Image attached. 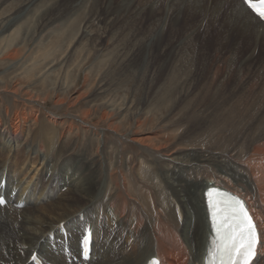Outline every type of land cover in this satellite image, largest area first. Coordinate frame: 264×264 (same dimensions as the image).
<instances>
[{"label": "bare ground", "instance_id": "bare-ground-1", "mask_svg": "<svg viewBox=\"0 0 264 264\" xmlns=\"http://www.w3.org/2000/svg\"><path fill=\"white\" fill-rule=\"evenodd\" d=\"M27 1L11 26L49 1L42 15L62 17L47 26L49 34L51 28L75 29L99 47L103 33L99 36L97 30L110 27L105 40L125 65L141 56L156 57L153 66L146 60L145 71H156L157 77L148 80L159 95L153 104L133 110L103 107L101 119L111 121L108 146L117 152L114 164L107 163V181L97 188L86 157L73 159L62 147L72 131L80 135L86 130L90 139L99 138V127L76 118L80 124L73 128L66 115L48 110L44 120L37 110H16L11 122L14 101L41 109L46 101L34 92L23 100L19 89H0L6 105L5 114L0 113V197L7 202L0 207V264H204L212 239L204 193L214 187L240 198L264 245V107L259 104L264 93L254 92L264 87L262 81L244 86L246 98L233 91L241 89L245 66L257 64L264 74V22L243 0ZM106 51L96 60H103ZM18 55L17 49L9 54ZM166 104L175 112L168 123L156 122L154 111ZM96 107L89 105V113ZM127 111L134 125L128 118L124 123L134 137L152 129L146 137L131 139L140 151L134 152L130 173L124 163L133 152L123 151L127 137L120 133ZM29 122L35 127L27 131ZM253 129L248 143L244 134L242 140L236 135ZM231 132L223 152L237 145L241 159L213 153L211 145L198 147L207 142L220 148L207 136ZM102 149V158L107 157ZM156 179L162 188L152 184ZM88 237L90 259L84 261L80 241ZM258 257V264H264V247Z\"/></svg>", "mask_w": 264, "mask_h": 264}, {"label": "rangeland", "instance_id": "rangeland-1", "mask_svg": "<svg viewBox=\"0 0 264 264\" xmlns=\"http://www.w3.org/2000/svg\"><path fill=\"white\" fill-rule=\"evenodd\" d=\"M48 2L49 1H46L45 4L44 1L38 8L41 6L44 7V5L46 6L50 3ZM27 5V0H0V89L3 87L8 89L7 91L14 90V88L19 89V95L23 100L27 98L28 91L34 92L41 95L39 97L40 100L44 98L46 102L44 103V109H41L39 106L30 107L28 103V105H23L21 100H16L13 104H10L9 117L11 122H13L16 110L20 112L37 110V113H40L39 119L44 120V118H47L45 110H48L58 116L66 115L68 125L73 128L79 127L80 124L79 120L76 118H80L84 123L87 122V125L89 123V125H96L97 128L99 127V138L95 137L93 140L90 139L91 134L86 130L80 135H77L76 131H72L71 134L69 133L66 137L67 139H64V146L62 145L63 150L68 151V154L71 155L73 159L79 155L86 157L89 164L92 165V168L95 170L94 177L97 181V188H99L107 181L106 177L109 172V170L106 169L108 167L107 163L114 164L117 152L116 149L108 146L109 142L112 141V134L106 130L109 118H103L104 120L101 119L102 113L105 111L103 107H105V105H110V107L114 106L115 108L123 106L124 108H132L133 110L135 107L140 108L143 104H153L154 100L159 95V91L149 80L153 77L152 75L157 77V74L156 71H153L148 75L147 71H145V64H147L148 61L153 66L156 57L152 56L147 58L145 56L144 58L141 56L133 62L134 64L127 62V65H129H125L126 63L122 61L121 58L113 56L114 52L111 50L112 46L109 45L110 42L106 41L112 32V29L107 26H102L97 30L99 36L103 33V37L100 41L101 45L99 47H97V44H93L88 36L82 37L80 32L75 29L69 31L67 29H65L66 31H57V29H55L53 31V28H51L52 26H50L51 32L49 34L46 29L47 26L52 22L56 23L60 15H49L46 19L42 15V7L38 9L39 13L38 10H36L37 12L29 13L27 14L28 16L25 14L17 23L11 26L14 17L19 16L22 9ZM59 19L62 20V17ZM106 35L108 36L107 39ZM104 48L107 49V56L104 57L103 60H96L98 54L103 53ZM15 49L19 51V55L11 58L9 54L15 51ZM256 65L257 64L252 66L247 65L243 68L241 80L238 85L241 89L234 88L233 90L237 96L246 98L249 90L245 87H247L248 84L252 85L257 81H262L260 84L264 87V74L261 68H258ZM259 71L261 73H259ZM226 79L229 78L226 76L225 80ZM234 79L235 77L231 76L229 80L233 81ZM230 88L233 89L229 86L228 90H230ZM151 92L154 93L152 94ZM254 92L256 95L258 93L263 94L264 89L257 86ZM259 104L262 110L264 101H261ZM89 105L97 106L96 112H90V114ZM5 106V102L0 98V113L3 115L6 112ZM38 108L41 109V111H39ZM173 112L175 111H172V106L170 105L166 104V106L160 107L158 110L154 111V116L157 117L156 122H163L162 124H166ZM37 113L35 115H38ZM128 116L129 111L123 113L121 116L123 126L120 131V133L127 137V141L122 144L123 151L125 153L133 152V154L128 155L125 160L126 173L131 172L134 152L137 153L140 151L137 146L131 142L132 138L139 137L140 135L134 137L133 133H131L130 126L124 123V121L127 122V118V120H130ZM130 123L134 125V122L131 120ZM33 127H35L33 122H29L26 130L29 131L30 129H34ZM100 129L103 130L100 131ZM151 130V128H146L143 132L144 135L141 136L146 137L147 134H151ZM255 131V129H253V131L248 130L236 135H238L241 140L247 137L246 143H248L249 136L256 133ZM231 136H233L232 132L227 135L215 134L214 137L209 135L207 136L209 139L205 136L208 140L212 139L211 143L220 142L219 145L222 147L218 148L216 145L213 146V144L207 142L198 147L207 149V147L211 145L209 148L213 149L214 147L213 153H221L224 157H229L230 153H232L235 157L234 160L241 159V148L237 145L234 146L232 143L231 145L233 146L231 148L235 149H231V152L230 149L223 152L225 151V144L223 145V142L225 143L224 138H227V141L228 137ZM207 139L204 138L203 140L206 141ZM225 146H227V144ZM106 147L109 148L106 149ZM101 149L107 151L108 158L104 156L102 158ZM152 184L159 189L162 188V186L158 184L157 179L154 180ZM112 190L113 189H110V193ZM101 209L100 205L98 210ZM76 261V258L73 259L74 263Z\"/></svg>", "mask_w": 264, "mask_h": 264}, {"label": "snow or ice", "instance_id": "snow-or-ice-1", "mask_svg": "<svg viewBox=\"0 0 264 264\" xmlns=\"http://www.w3.org/2000/svg\"><path fill=\"white\" fill-rule=\"evenodd\" d=\"M243 2L253 7L251 0ZM257 15L264 19V10ZM204 195L212 231L211 264H258V251L264 245L246 205L217 189Z\"/></svg>", "mask_w": 264, "mask_h": 264}]
</instances>
